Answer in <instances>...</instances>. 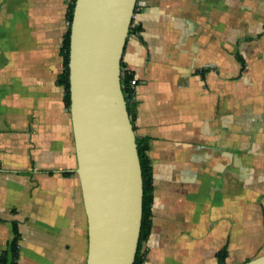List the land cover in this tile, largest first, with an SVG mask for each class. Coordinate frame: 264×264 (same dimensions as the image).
I'll list each match as a JSON object with an SVG mask.
<instances>
[{
  "label": "crops",
  "instance_id": "0c3cea01",
  "mask_svg": "<svg viewBox=\"0 0 264 264\" xmlns=\"http://www.w3.org/2000/svg\"><path fill=\"white\" fill-rule=\"evenodd\" d=\"M70 0H0V254L85 264L87 221L63 87ZM121 62L153 168L142 264L264 254V0H136Z\"/></svg>",
  "mask_w": 264,
  "mask_h": 264
},
{
  "label": "water",
  "instance_id": "95a60500",
  "mask_svg": "<svg viewBox=\"0 0 264 264\" xmlns=\"http://www.w3.org/2000/svg\"><path fill=\"white\" fill-rule=\"evenodd\" d=\"M136 0H75L70 27V118L87 221L85 264H133L142 173L120 62ZM242 264H264V254Z\"/></svg>",
  "mask_w": 264,
  "mask_h": 264
},
{
  "label": "trees",
  "instance_id": "16d2710c",
  "mask_svg": "<svg viewBox=\"0 0 264 264\" xmlns=\"http://www.w3.org/2000/svg\"><path fill=\"white\" fill-rule=\"evenodd\" d=\"M75 0H70L68 4V10L66 13V19L68 22L67 30L63 36L61 45V57H62V68L60 73L56 77L57 84L63 87V101L67 109L70 107V94H69V44H70V27L73 16ZM130 30V26H129ZM128 30V32H129ZM120 80L122 92L126 102V109L129 115L130 122L132 124L133 130L135 132V117H136V100L134 99V87L129 85L131 79H133V74L126 71L120 62ZM135 139L137 143L138 156L140 160L141 173H142V216L140 231L138 237V243L136 248V253L134 257L133 264H142L145 258L144 244L151 233L152 227V203H153V168L151 164V159L149 157L148 151L150 148L149 142L146 138L139 137L135 134ZM12 225V237L10 238L7 248L3 250L0 254V264H17L18 261V246L20 240V232L18 229V222L13 220ZM227 255L226 247H223L217 252L218 264H224Z\"/></svg>",
  "mask_w": 264,
  "mask_h": 264
},
{
  "label": "built area",
  "instance_id": "2783aa9c",
  "mask_svg": "<svg viewBox=\"0 0 264 264\" xmlns=\"http://www.w3.org/2000/svg\"><path fill=\"white\" fill-rule=\"evenodd\" d=\"M135 84H136V80L134 78L131 79L130 82H129V85L132 86V87H134Z\"/></svg>",
  "mask_w": 264,
  "mask_h": 264
}]
</instances>
